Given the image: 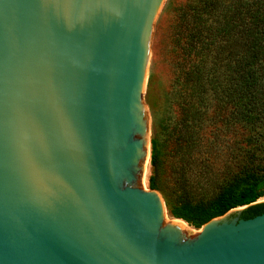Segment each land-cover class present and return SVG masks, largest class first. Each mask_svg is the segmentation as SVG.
Returning a JSON list of instances; mask_svg holds the SVG:
<instances>
[{"label":"water","instance_id":"water-1","mask_svg":"<svg viewBox=\"0 0 264 264\" xmlns=\"http://www.w3.org/2000/svg\"><path fill=\"white\" fill-rule=\"evenodd\" d=\"M161 2L0 0V264H264V205L196 228L142 188Z\"/></svg>","mask_w":264,"mask_h":264},{"label":"trees","instance_id":"trees-1","mask_svg":"<svg viewBox=\"0 0 264 264\" xmlns=\"http://www.w3.org/2000/svg\"><path fill=\"white\" fill-rule=\"evenodd\" d=\"M176 19L182 62L178 125L191 133L208 116L242 122L251 129L262 126L264 0H182ZM190 141L194 142L191 137ZM242 150L249 156L248 162L220 181L215 193L194 195L181 174L164 191L159 182L163 151L160 140L153 136L149 188L163 192L173 217L196 228L232 208L246 206L240 211L242 217L264 205V201H257L264 195L262 128L247 133Z\"/></svg>","mask_w":264,"mask_h":264},{"label":"rangeland","instance_id":"rangeland-1","mask_svg":"<svg viewBox=\"0 0 264 264\" xmlns=\"http://www.w3.org/2000/svg\"><path fill=\"white\" fill-rule=\"evenodd\" d=\"M182 0H162L151 24L149 55L146 79L142 90L144 114L149 120V138L157 137L161 142L162 163L160 167V188L164 191L179 174L186 177L194 195L208 196L216 192L218 183L240 171L248 161L242 146L247 133H255L258 128L242 125L225 118L206 117L202 125L188 132L187 127L179 126L177 115V95L180 91L178 79L181 53L177 40L176 8ZM176 35V37H175ZM257 137V134H253ZM190 137L193 141H190ZM186 140V142L184 141ZM190 141V142H189ZM193 142V143H192ZM148 178L152 173L151 164L147 167ZM161 195L165 210L173 219ZM264 201V195L257 199ZM175 223L178 221L175 220ZM184 222V221H183ZM180 224V223H179ZM184 225L191 226L186 221ZM193 227V226H192Z\"/></svg>","mask_w":264,"mask_h":264},{"label":"bare ground","instance_id":"bare-ground-1","mask_svg":"<svg viewBox=\"0 0 264 264\" xmlns=\"http://www.w3.org/2000/svg\"><path fill=\"white\" fill-rule=\"evenodd\" d=\"M145 79H146V70H145V74H144V80H143V85H142V89H143V87H144V83H145ZM149 165H150V142L148 141L147 142V158H146V162H145V169H144V172H143V177H142V188L144 189V190H146L145 188H146V173H147V167H149ZM146 191H149V190H146ZM157 198H158V200H160V203L162 204V206L164 207V205H163V202H162V200H161V196L159 195V194H157ZM164 209H165V207H164ZM178 222V224L180 223V224H183L184 222L183 221H181V220H177ZM174 222V221H173ZM175 223V222H174ZM184 225V224H183ZM188 226V225H187Z\"/></svg>","mask_w":264,"mask_h":264}]
</instances>
